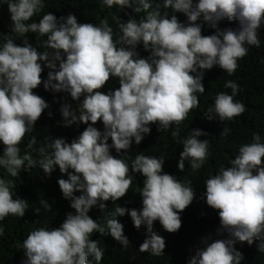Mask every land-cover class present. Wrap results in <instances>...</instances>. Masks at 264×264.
<instances>
[{
    "label": "clouds",
    "instance_id": "clouds-1",
    "mask_svg": "<svg viewBox=\"0 0 264 264\" xmlns=\"http://www.w3.org/2000/svg\"><path fill=\"white\" fill-rule=\"evenodd\" d=\"M102 6L121 10L133 8L146 15L139 21L117 20L122 35L114 40L108 20L100 25L79 23L69 14L58 21L51 12L36 23H28L44 7V0H0L6 4L13 22L12 33L26 36L37 33L46 37L40 52L27 39L18 46L9 36L0 44V168L13 178L21 170L29 171L37 161L29 154L21 156L19 145L30 133L48 103L35 94L42 83L46 91L64 92L79 104V116L64 105L61 113L65 127L87 125L86 129L69 144L63 138H50L41 148L43 157L39 166L47 176L59 167L67 179L57 181L59 188L76 214L69 213L55 229L34 228L22 243L23 264H88L89 257L97 264L104 251L92 234L98 232L111 236L125 249L130 242L124 235V226L118 216L130 215L137 230L147 227L146 238L140 252L153 256L164 255L165 239L153 228L159 221L163 230L177 233L182 226L181 215L194 201L196 191L190 182L182 183L174 175L163 171L165 159L137 155L129 166L121 156L129 151L133 140L139 145L151 133L150 125L158 131H168L173 125L178 136L180 124L191 110L199 107V95L205 92V71L219 67L233 75L238 61L249 51V46H260L258 30L264 24V0H100ZM163 9L182 13L187 23L179 22L176 15ZM216 28L221 21L238 22L236 30L216 28L213 35H202V23ZM143 45L150 55L140 58L136 51ZM57 64L59 65L57 67ZM42 65L50 71L42 81ZM118 78L119 88L104 94L110 79ZM232 94L219 93L208 108V120L218 116L220 121H231L241 116L246 107L234 100L239 91L233 81L225 84ZM102 122L104 131L95 127ZM225 128L220 135L227 136ZM206 133L194 130L182 141L178 169L182 172L185 161L193 170L203 167L209 155V141L199 138ZM109 140L112 141L109 144ZM35 143V140L32 141ZM31 146V145H30ZM115 149L119 158L111 154ZM143 176L140 189L142 209L129 211L117 207L106 224L94 221L89 211L94 207L104 209L106 202L113 204L124 197L135 177ZM206 204L218 211V234H228V239L211 238L203 241L204 247L196 250L188 264H242L244 257L236 250L237 243L255 242L264 253V141L253 134V143L239 147L230 167H221L217 174L205 181ZM11 180L0 178V221L12 215L23 218L28 202L20 199ZM80 195L76 196L75 193ZM51 210L47 200L40 202ZM39 214V209H36ZM4 228L0 227V236Z\"/></svg>",
    "mask_w": 264,
    "mask_h": 264
},
{
    "label": "trees",
    "instance_id": "trees-1",
    "mask_svg": "<svg viewBox=\"0 0 264 264\" xmlns=\"http://www.w3.org/2000/svg\"><path fill=\"white\" fill-rule=\"evenodd\" d=\"M153 6L163 4V0H151ZM198 0H194V3ZM45 7L34 15L28 23H38L43 15L51 12L59 21L61 17H67L69 14L75 15L78 22L92 23L99 26L104 19L108 20L109 26L113 29L114 40L118 39L120 32L117 20L126 23L129 19L139 21L146 13H136L133 8L121 10L119 7L111 9L102 6L100 0H44ZM169 16L176 15L179 22L187 23V17L182 13H174L172 9H163ZM202 23V35L209 36L220 30H236L238 22L221 21L213 28L208 23ZM13 22L6 4H0V44L5 41L2 39L9 36L18 46H23V40L27 39L33 46L37 47L40 52L47 49L43 47L46 37H40L37 33H27L26 36L12 33ZM260 46H249L248 54L238 61L239 67L233 75H229L219 67H214L210 71H205L203 86L205 92L199 95V107L189 112L179 126L178 136L174 137L172 132L177 131L175 125L168 131H158L157 125L152 124L151 133L146 135L142 142L137 145L133 140L129 151L121 156L129 166L137 155L163 157L165 163L163 171L174 175L182 183L190 182L196 197L193 203L185 209L181 215L182 226L177 233H168L163 230L159 221L154 223L153 230L161 235L166 241L164 255L153 256L148 252H140V245L146 238L147 227L142 225L137 230L127 213L124 216H118L117 220L124 226V235L129 239V246L125 249L110 235L104 236L98 232L92 234V240L98 241V246L104 251V256L100 264H188V261L195 255L196 250L203 248V241L211 238L210 242L217 239H228V234H218L220 228V219L218 211L213 210L206 204L204 194L206 193L205 181L212 175L218 173L221 167H230L231 160L235 159L239 147L245 144L253 143V134H259L264 141V24L258 30ZM140 58H147L150 53L146 52L143 45L136 49ZM59 65L57 64V67ZM42 81H46L48 72L46 66L42 65ZM228 81L235 82L239 91L234 100L245 105L246 111L239 117L231 121L221 122L218 116L213 120L206 119L207 110L214 104L215 98L219 93L232 94V89L226 88ZM119 88L118 78H112L108 84L101 89L104 94L110 90ZM35 94L43 98L49 105L40 119L37 121L33 130L26 134L19 145L21 156L29 154L37 161L36 167L26 171L21 170L19 177H11L5 169L0 168V178L13 181L15 184L14 191L20 199L28 202V208L23 218L9 215L3 221H0V227L4 228L3 236H0V264H23L25 259L22 243L28 234L34 228L47 227L49 229L58 228L65 220L66 216L71 213L76 214L75 209L70 207V201L63 197L57 181L67 179L66 175L61 174L59 167L47 176L39 166V160L43 157L40 149L47 146L50 138H63L69 144L77 138L87 127L83 123L65 127L64 118L61 108L64 105H70V110L75 111L79 116L78 106L83 102V97L79 102L72 100L69 94L60 92L54 93L46 91L43 83L34 90ZM101 132L104 131L102 122L95 125ZM227 128V136L220 135ZM194 130H201L206 133L201 136V141H209V155L202 168L193 170L189 161H185L184 171L178 169L180 153L183 151L182 141L186 139ZM35 140L33 144L32 141ZM112 141L109 140V144ZM31 145V146H30ZM4 145L0 143V155L3 154ZM114 157L119 158L115 149L111 150ZM135 177L129 192L116 203L106 202V207L102 210L94 207L88 215L101 225L111 218V213L117 207L127 208L129 211L142 209V197L140 189L143 188V176L132 173ZM79 196L80 193H75ZM47 200L51 210L45 209L41 201ZM39 209V214H36ZM255 242L249 246L247 242L237 243L236 250L240 251L244 257L242 264H264V253H260ZM88 264H97L94 258L89 257Z\"/></svg>",
    "mask_w": 264,
    "mask_h": 264
}]
</instances>
